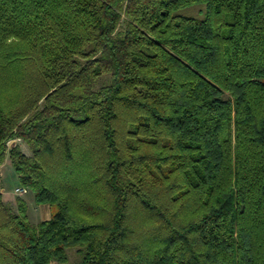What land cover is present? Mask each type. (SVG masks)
Wrapping results in <instances>:
<instances>
[{
	"label": "trees",
	"instance_id": "1",
	"mask_svg": "<svg viewBox=\"0 0 264 264\" xmlns=\"http://www.w3.org/2000/svg\"><path fill=\"white\" fill-rule=\"evenodd\" d=\"M7 155L0 264H264V0H0Z\"/></svg>",
	"mask_w": 264,
	"mask_h": 264
},
{
	"label": "rangeland",
	"instance_id": "2",
	"mask_svg": "<svg viewBox=\"0 0 264 264\" xmlns=\"http://www.w3.org/2000/svg\"><path fill=\"white\" fill-rule=\"evenodd\" d=\"M200 7H202V5H193V6L184 8L182 10V12L185 14L197 15ZM20 147L27 155L31 154V151L25 142L20 141ZM8 161H9V156L7 155L4 163H7ZM13 178L14 177L10 176V178H9L10 183L13 181ZM1 184L2 185L5 184V177H3L1 179ZM18 184L19 183L17 182L16 185H18ZM16 185L14 186V188L16 187ZM14 188H13V190H14ZM9 198H10L9 200L6 199L5 201L8 202L13 207V209H15V210L17 208V202H16L17 198H22L23 200H25L28 203L27 214H28L29 220L32 224H36L37 222H39L40 220L45 218L47 215H50V210H49L50 208L49 207H51V212L56 210L55 205L49 206L48 204H45L44 206H40L41 209L38 208L37 207L38 204L35 203L33 193L30 190L26 194H23V195H18L16 193H14V191H13L10 194ZM68 257H69V260L67 263H61V262H58L56 260H53L49 264H74L79 260V254L75 248L68 250Z\"/></svg>",
	"mask_w": 264,
	"mask_h": 264
},
{
	"label": "crops",
	"instance_id": "3",
	"mask_svg": "<svg viewBox=\"0 0 264 264\" xmlns=\"http://www.w3.org/2000/svg\"><path fill=\"white\" fill-rule=\"evenodd\" d=\"M9 162V163H8ZM7 163H4L0 166V175H1V179L3 177H5V184L2 185L1 184V191H2V194H3V199L4 200H9L10 198V194L13 192V188L14 186L16 185V183L18 181V178H17V175L15 173V170L13 168V165L9 159ZM11 177H14L13 178V181L10 183V180L9 178ZM28 204V203H27ZM45 204H38L37 207L40 208V206H44ZM50 209V215H51V207H49ZM41 209V208H40ZM50 215H47L45 218L43 219H48L50 217Z\"/></svg>",
	"mask_w": 264,
	"mask_h": 264
},
{
	"label": "built area",
	"instance_id": "4",
	"mask_svg": "<svg viewBox=\"0 0 264 264\" xmlns=\"http://www.w3.org/2000/svg\"><path fill=\"white\" fill-rule=\"evenodd\" d=\"M15 142H16V140H11V141H9L8 144H9V146H12ZM13 191H14V193H16L18 195H23L29 191V188L24 186V185L18 184V185H16V187L14 188Z\"/></svg>",
	"mask_w": 264,
	"mask_h": 264
}]
</instances>
